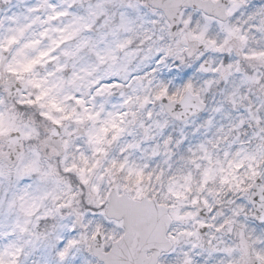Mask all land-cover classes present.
I'll return each instance as SVG.
<instances>
[{"label":"clouds","instance_id":"obj_1","mask_svg":"<svg viewBox=\"0 0 264 264\" xmlns=\"http://www.w3.org/2000/svg\"><path fill=\"white\" fill-rule=\"evenodd\" d=\"M47 2L68 15L50 21L53 10L42 0H0V160L6 165L0 176V249L14 251L7 246L15 242L25 250L21 264H53L54 250L44 235L52 224L72 225L74 210H88L93 184L101 192L119 187L136 195L139 190L141 199L156 206L158 213L175 211L185 217L191 212L204 220L215 216L217 224L243 205L238 219L247 217L258 234L264 233V223L256 219L264 214V62L245 60L236 41L222 52L206 44L219 43L224 36L221 25L227 24L247 36L244 52L264 50V0H236L231 15L225 10L233 8V0H203L209 5L206 9L200 7L202 0H182L181 10L184 18L191 15L190 23L184 25L178 14L169 16L171 28L164 31L151 23L161 19L154 15L161 0H133L138 11L128 7V0H106L107 14L97 17L90 30L56 48L51 53L55 60L25 70L26 57L59 38L55 29L71 24L74 16H85L98 0ZM121 14L133 21L135 31L117 29ZM21 27L22 34L17 32ZM202 28L204 37L198 39ZM42 31L47 35L40 36ZM178 32L183 33L179 43ZM12 36L17 40L9 44ZM85 37L90 38L89 45L75 56L63 55ZM33 40L40 43L18 55L17 50ZM116 40L131 43L116 49ZM107 47L113 49L115 61L106 58L101 63L97 53L105 55ZM223 60L240 62V71L233 69L227 82L219 72L210 71ZM245 74L259 76L260 82L242 85ZM189 82L191 91L184 89ZM161 88L166 94L157 97ZM236 88L233 104L229 93ZM173 92L178 99L170 101L167 97ZM32 160L38 171L18 176L17 166ZM24 191L29 200L35 199L27 227L42 234L39 240L14 228L27 219L17 199ZM61 204L67 206L57 212ZM46 213L54 215L44 218ZM165 227L179 243L175 251L161 256L163 264H176L184 251L192 264L226 259L220 251L209 253L208 233L214 230L198 229L192 217L173 218ZM186 231H199L203 239L182 235ZM62 234L70 233L65 229ZM214 235L217 242L230 244L235 230L229 233L225 227ZM29 240L33 243H25ZM86 257L87 253L77 254L71 264H81Z\"/></svg>","mask_w":264,"mask_h":264},{"label":"snow or ice","instance_id":"obj_2","mask_svg":"<svg viewBox=\"0 0 264 264\" xmlns=\"http://www.w3.org/2000/svg\"><path fill=\"white\" fill-rule=\"evenodd\" d=\"M105 2L106 0H98L95 5L89 6L85 16H74L71 24L55 29L60 34L59 38L52 40L50 47L39 50L35 56L31 58L26 57V62L23 66L24 69L30 70L34 65L40 64L45 60H55L56 57L52 56L51 53L56 48L61 47L66 41L71 40L81 31L90 30L97 17L102 14H107L104 8ZM42 4L53 10L52 15L48 17L50 21L68 15L66 11H56V5L49 4L47 0H42ZM236 6L238 4L236 0H233V8L226 9L225 14L231 15ZM128 7L138 11V4L133 3V0H128ZM200 7L206 9L209 5L202 0ZM181 8L182 0H161V3L157 4L154 9V15L161 17V19L152 20L151 23L161 25V31H164L171 28V25L167 23V18L169 16L176 18L178 14L182 23L188 25L191 20V15L189 14L188 18H184L185 13ZM29 11H34V9H29ZM108 23L109 20H105V25ZM132 25L133 21L124 14H121L117 29L135 31ZM24 27L27 26L25 25ZM24 27L18 28L17 32L22 34ZM221 30L224 36L219 43L216 40H207L206 44L213 46L215 51L222 52L232 41H236L239 45L238 54L242 55L245 60L264 62V50L249 49L247 52L243 51L247 45L248 38L241 32L238 26L222 24ZM112 34L115 36L116 32L114 31ZM204 34L205 29L202 28L200 36L196 38L203 39ZM45 35H47L46 31L40 33V36ZM176 35L177 43H179V38L183 36V33L178 32ZM101 39H103V36H101ZM16 40L17 37L12 36L9 38L8 43L12 44ZM89 40L90 38L87 37L81 39L74 50L65 49L63 55L66 57L75 56L80 48L89 45ZM39 43L40 41L38 40L26 42L17 50L18 55H25V49L35 47ZM129 43H131L130 40H116L115 47L116 49H123ZM2 46L0 44V47ZM228 50L231 52L230 47ZM112 53L113 49L107 47L105 49V55L97 53V58L101 63L106 58L115 61ZM58 67L62 66L58 65ZM233 69L237 72L240 71L239 61L223 60L218 67L212 68L210 71L219 72L221 79L227 82ZM9 70L15 71L12 68ZM260 79L259 76L245 74L242 76L240 83L242 85L254 86L260 82ZM206 83L212 84L213 81H207ZM184 89L191 91L192 84L190 82L186 83ZM238 90L236 88L229 93V99H232L233 104H235L233 97L238 93ZM165 94L166 89L161 88L160 92L157 93V97H163ZM167 98L170 101H175L178 99V93L173 92ZM76 103L80 104L82 101L77 99ZM112 127H116V125L113 124ZM261 152L264 153V147L261 148ZM5 167V163L0 160V176L5 174ZM7 167L10 173L12 166L8 165ZM35 171H38V164L35 160L23 164L22 167L17 166L18 176L31 174ZM256 174L253 171V175ZM43 175L47 176L48 174ZM83 183L88 184V180L83 179ZM141 197L142 193L139 190H137L136 195H132L130 192H122L119 187L114 191L108 190L101 192L93 184L87 202V209L91 210V216H89L88 210L82 211L76 209L73 213L75 222L72 225L52 224L48 233L44 235L47 246L54 250L55 260L53 264H71V261L75 259L77 254L83 253H87V257L82 260L81 264H163L161 256L169 250L175 251V247L179 243V238L169 233L165 225L173 218L183 219L186 217H192L198 229L207 228L214 230V233L222 232L225 227H227L229 233L235 230V236L230 244H225L223 240L217 242L213 231L208 233L207 246L209 253L220 251L226 256V259L221 260L219 264H264V247L257 248L255 246L258 241L264 243V233L258 234L257 229L250 225L247 217L244 220L238 219L241 212L244 211L243 205L233 208L232 215L226 216L222 223L217 224L215 223V216H212L210 220H204L195 219V213L191 212L185 213V217H180L175 211L171 214L158 213L156 206L153 205L150 207ZM17 199L21 201V211L27 219L23 224L18 221L14 225V228L18 229L20 233H28L30 236L35 237L36 240H39L42 234L30 232L27 227L29 223H32L31 217L34 215L35 199L29 200L26 191L22 192ZM261 199L264 200V196ZM193 203L195 204L197 201L193 200ZM204 203L207 207V200ZM13 204L14 201L10 202L9 208ZM66 206L64 204L58 205L57 212L60 208ZM48 215H54V213H46L44 218ZM97 216L101 219H96ZM37 219L39 220L41 217H37ZM256 219L264 223V214L256 217ZM105 221H107V224ZM233 226H235V229ZM65 229L70 233L67 236L62 234ZM182 235L194 236L198 241L203 239L199 231H186ZM25 243L32 244L33 241L29 240L25 241ZM221 244L224 246L220 247L219 245ZM196 246V244L193 245V247ZM7 248L14 249V251L0 249V264H21L20 257L25 255L24 248L17 246L15 242L10 243ZM153 249H156V251H153ZM5 256H8L9 259L6 260ZM176 264H192L190 254L186 251L182 252L180 257L177 258Z\"/></svg>","mask_w":264,"mask_h":264}]
</instances>
